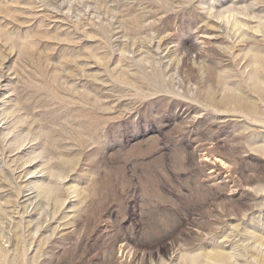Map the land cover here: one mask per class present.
Wrapping results in <instances>:
<instances>
[{
	"label": "rangeland",
	"instance_id": "374dc122",
	"mask_svg": "<svg viewBox=\"0 0 264 264\" xmlns=\"http://www.w3.org/2000/svg\"><path fill=\"white\" fill-rule=\"evenodd\" d=\"M0 264H264V0H0Z\"/></svg>",
	"mask_w": 264,
	"mask_h": 264
}]
</instances>
